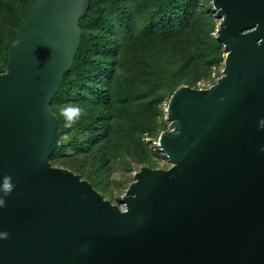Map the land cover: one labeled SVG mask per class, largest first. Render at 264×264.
Here are the masks:
<instances>
[{"label":"water","instance_id":"water-1","mask_svg":"<svg viewBox=\"0 0 264 264\" xmlns=\"http://www.w3.org/2000/svg\"><path fill=\"white\" fill-rule=\"evenodd\" d=\"M90 3L31 0L0 71V264H264V0L211 1L222 74L173 92L170 166L135 172L122 207L50 161Z\"/></svg>","mask_w":264,"mask_h":264},{"label":"trees","instance_id":"trees-1","mask_svg":"<svg viewBox=\"0 0 264 264\" xmlns=\"http://www.w3.org/2000/svg\"><path fill=\"white\" fill-rule=\"evenodd\" d=\"M30 2L0 0V71L6 70ZM217 25L207 0H91L80 21L74 65L51 104L61 141L52 165L73 171L98 191L116 162L131 158L136 166L157 168L160 152L145 138L167 130L165 104L177 88H198L220 76L226 52L216 40ZM70 105L81 112L69 126L62 110ZM81 137L96 147L68 159L69 142L82 146Z\"/></svg>","mask_w":264,"mask_h":264},{"label":"rangeland","instance_id":"rangeland-1","mask_svg":"<svg viewBox=\"0 0 264 264\" xmlns=\"http://www.w3.org/2000/svg\"><path fill=\"white\" fill-rule=\"evenodd\" d=\"M211 1L212 0H207V3L211 4ZM215 18L217 19L219 23V19L216 17V15H215ZM223 67H224V63L219 68L220 76L222 74ZM215 76L216 78H214ZM214 79L216 80L218 79L217 75H213L212 80H207V81H203L199 83L198 88L210 87L216 82V80L213 81ZM165 120H167L166 116H165ZM158 138H159V135L154 139L145 138V140L147 142L152 140L151 147H153L156 151L160 152L159 147L157 145ZM79 140L81 142L84 141L82 143V146H77L75 145L74 142H69L70 145L65 150V155L66 157H68V159H74L76 158L77 155H82L84 152L86 153L90 149H94L97 145L96 143L92 142L90 138L81 137ZM60 145H61V141H60ZM155 161H156L157 168L166 169L170 166L169 160L161 152H160V155L155 159ZM58 167H60L59 164H58ZM85 167L87 169H90L91 167L90 161H86ZM140 168H141L140 166H136L135 162L131 158H128V160L125 162H116L114 166L111 168V170L107 173L105 181H104V185L102 186L101 190H99L100 193L103 195L105 199L111 201L115 205L122 207L123 205L121 203V198L126 192L130 183L134 181L135 172L140 170Z\"/></svg>","mask_w":264,"mask_h":264},{"label":"clouds","instance_id":"clouds-1","mask_svg":"<svg viewBox=\"0 0 264 264\" xmlns=\"http://www.w3.org/2000/svg\"><path fill=\"white\" fill-rule=\"evenodd\" d=\"M63 114L65 115L66 120L69 122V126L73 120V117L78 115L81 112V109L78 106H68L62 110ZM8 185H5V188H7ZM2 203V201H0ZM0 235H6V234H0Z\"/></svg>","mask_w":264,"mask_h":264}]
</instances>
